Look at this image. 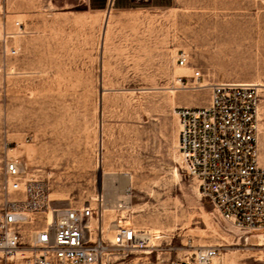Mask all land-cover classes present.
<instances>
[{
  "label": "rangeland",
  "instance_id": "rangeland-1",
  "mask_svg": "<svg viewBox=\"0 0 264 264\" xmlns=\"http://www.w3.org/2000/svg\"><path fill=\"white\" fill-rule=\"evenodd\" d=\"M99 2L0 0V209L20 195L5 171L19 157L55 206L105 194L109 237L119 222L150 231L131 264L203 245H226L213 264H264L262 238L225 223L182 169L177 115L216 82L264 83V0Z\"/></svg>",
  "mask_w": 264,
  "mask_h": 264
},
{
  "label": "built area",
  "instance_id": "built-area-1",
  "mask_svg": "<svg viewBox=\"0 0 264 264\" xmlns=\"http://www.w3.org/2000/svg\"><path fill=\"white\" fill-rule=\"evenodd\" d=\"M177 63H188L184 50ZM177 81L184 84L186 79L180 75ZM211 86L206 105L177 110L181 167L225 223L262 238L258 245L264 253V165L258 128L262 88L250 81ZM5 171L14 179L8 190L20 195L0 209V264H131V255L150 245L153 236L131 224L119 222L112 237L107 235L105 194L100 193L95 204L55 206L45 182L30 176L19 157L9 158ZM225 249L203 245L193 256L171 264H213Z\"/></svg>",
  "mask_w": 264,
  "mask_h": 264
},
{
  "label": "trees",
  "instance_id": "trees-1",
  "mask_svg": "<svg viewBox=\"0 0 264 264\" xmlns=\"http://www.w3.org/2000/svg\"><path fill=\"white\" fill-rule=\"evenodd\" d=\"M116 3H117V1H116ZM106 5H107V0H100V2H99L97 5H95V7L103 8V7H105ZM118 6H120V7H124V5H118Z\"/></svg>",
  "mask_w": 264,
  "mask_h": 264
},
{
  "label": "bare ground",
  "instance_id": "bare-ground-1",
  "mask_svg": "<svg viewBox=\"0 0 264 264\" xmlns=\"http://www.w3.org/2000/svg\"><path fill=\"white\" fill-rule=\"evenodd\" d=\"M257 85H259V86H261V87H264V83H262V82L257 83ZM126 189H128V186H127ZM118 225H119V224H118ZM144 231H147L148 236H151V232H150V231H148V230H144Z\"/></svg>",
  "mask_w": 264,
  "mask_h": 264
},
{
  "label": "crops",
  "instance_id": "crops-1",
  "mask_svg": "<svg viewBox=\"0 0 264 264\" xmlns=\"http://www.w3.org/2000/svg\"><path fill=\"white\" fill-rule=\"evenodd\" d=\"M123 11V10H122Z\"/></svg>",
  "mask_w": 264,
  "mask_h": 264
}]
</instances>
